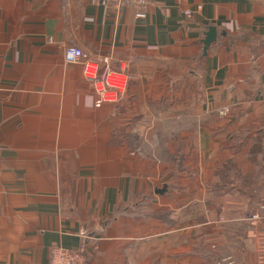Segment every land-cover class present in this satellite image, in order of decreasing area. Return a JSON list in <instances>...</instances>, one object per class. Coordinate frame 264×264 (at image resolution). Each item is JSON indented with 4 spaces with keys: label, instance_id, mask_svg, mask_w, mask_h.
I'll use <instances>...</instances> for the list:
<instances>
[{
    "label": "crops",
    "instance_id": "crops-1",
    "mask_svg": "<svg viewBox=\"0 0 264 264\" xmlns=\"http://www.w3.org/2000/svg\"><path fill=\"white\" fill-rule=\"evenodd\" d=\"M103 1L0 0V264H264V0Z\"/></svg>",
    "mask_w": 264,
    "mask_h": 264
},
{
    "label": "built area",
    "instance_id": "built-area-1",
    "mask_svg": "<svg viewBox=\"0 0 264 264\" xmlns=\"http://www.w3.org/2000/svg\"><path fill=\"white\" fill-rule=\"evenodd\" d=\"M151 0H106L102 4L111 2L115 7H129L134 13L135 17L142 19L145 16L144 9ZM199 9V8H198ZM185 17L191 16V11L184 12ZM71 54V56L69 55ZM65 62L69 64L81 63L83 66V75L85 78L92 81L93 88L101 100L109 102H117L124 94L131 75L127 73L126 67L121 66L120 70L114 71L108 68L107 62L105 68L100 69L98 64L89 61L83 51L75 46H69L64 52ZM91 72V74H89ZM109 77H112V82H109ZM99 86V87H98ZM229 111L223 108L217 112L218 116L224 118ZM85 247L82 245L77 250H66L60 247H52L50 249V258L47 264H85Z\"/></svg>",
    "mask_w": 264,
    "mask_h": 264
},
{
    "label": "water",
    "instance_id": "water-1",
    "mask_svg": "<svg viewBox=\"0 0 264 264\" xmlns=\"http://www.w3.org/2000/svg\"><path fill=\"white\" fill-rule=\"evenodd\" d=\"M215 31L213 28H209L208 32L205 34V38L203 40V46H204V53L206 52V49L210 46L211 43L215 41ZM165 191V188H163L160 192L163 193Z\"/></svg>",
    "mask_w": 264,
    "mask_h": 264
},
{
    "label": "clouds",
    "instance_id": "clouds-1",
    "mask_svg": "<svg viewBox=\"0 0 264 264\" xmlns=\"http://www.w3.org/2000/svg\"><path fill=\"white\" fill-rule=\"evenodd\" d=\"M69 55L71 56V54H69ZM89 74H91V72ZM109 82H112V77H109Z\"/></svg>",
    "mask_w": 264,
    "mask_h": 264
}]
</instances>
